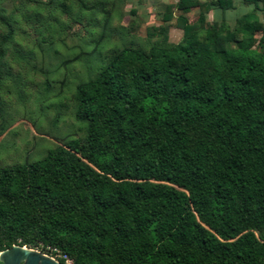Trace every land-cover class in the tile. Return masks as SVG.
<instances>
[{
  "label": "trees",
  "instance_id": "trees-1",
  "mask_svg": "<svg viewBox=\"0 0 264 264\" xmlns=\"http://www.w3.org/2000/svg\"><path fill=\"white\" fill-rule=\"evenodd\" d=\"M244 1L264 12V0ZM177 19L178 42L123 47L76 85L82 137L0 166V251L56 247L74 264H264V23L255 10L233 26ZM0 24L1 85L15 31L8 17Z\"/></svg>",
  "mask_w": 264,
  "mask_h": 264
},
{
  "label": "rangeland",
  "instance_id": "rangeland-1",
  "mask_svg": "<svg viewBox=\"0 0 264 264\" xmlns=\"http://www.w3.org/2000/svg\"><path fill=\"white\" fill-rule=\"evenodd\" d=\"M177 1L0 0V15L15 31L2 66L0 166L40 159L50 148L82 137L76 85L94 77L123 47L178 42L179 14L191 23L205 15L209 23L233 26L238 16L255 10L264 23L260 2L235 0L234 7L222 10L212 0H199L183 11ZM262 35L255 33L257 39Z\"/></svg>",
  "mask_w": 264,
  "mask_h": 264
},
{
  "label": "water",
  "instance_id": "water-1",
  "mask_svg": "<svg viewBox=\"0 0 264 264\" xmlns=\"http://www.w3.org/2000/svg\"><path fill=\"white\" fill-rule=\"evenodd\" d=\"M0 264H64L40 249L13 244L0 251Z\"/></svg>",
  "mask_w": 264,
  "mask_h": 264
},
{
  "label": "built area",
  "instance_id": "built-area-1",
  "mask_svg": "<svg viewBox=\"0 0 264 264\" xmlns=\"http://www.w3.org/2000/svg\"><path fill=\"white\" fill-rule=\"evenodd\" d=\"M47 254H49L50 256L56 259H59L60 257L64 258L66 261V264H74L73 259L67 253H63L60 249L56 247H51L50 252Z\"/></svg>",
  "mask_w": 264,
  "mask_h": 264
}]
</instances>
